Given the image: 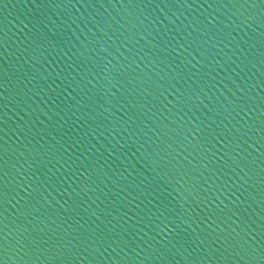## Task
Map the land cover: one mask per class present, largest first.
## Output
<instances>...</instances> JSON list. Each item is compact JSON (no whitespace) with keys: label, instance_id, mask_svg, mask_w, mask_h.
<instances>
[{"label":"water","instance_id":"1","mask_svg":"<svg viewBox=\"0 0 264 264\" xmlns=\"http://www.w3.org/2000/svg\"><path fill=\"white\" fill-rule=\"evenodd\" d=\"M0 264H264V0H0Z\"/></svg>","mask_w":264,"mask_h":264}]
</instances>
